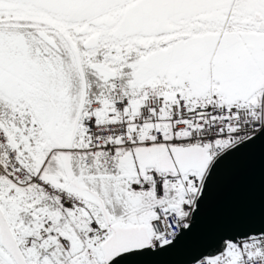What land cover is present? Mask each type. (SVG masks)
Wrapping results in <instances>:
<instances>
[{
    "label": "snow or ice",
    "instance_id": "6c2138e0",
    "mask_svg": "<svg viewBox=\"0 0 264 264\" xmlns=\"http://www.w3.org/2000/svg\"><path fill=\"white\" fill-rule=\"evenodd\" d=\"M258 143L264 0H0V264L172 253ZM186 255L264 264V209Z\"/></svg>",
    "mask_w": 264,
    "mask_h": 264
},
{
    "label": "water",
    "instance_id": "95a60500",
    "mask_svg": "<svg viewBox=\"0 0 264 264\" xmlns=\"http://www.w3.org/2000/svg\"><path fill=\"white\" fill-rule=\"evenodd\" d=\"M212 193L211 204L187 245L159 258H132L128 264H185L186 248L208 241L220 228L259 219L264 209V145L258 143L225 161Z\"/></svg>",
    "mask_w": 264,
    "mask_h": 264
}]
</instances>
